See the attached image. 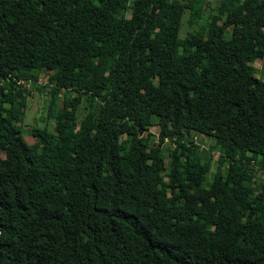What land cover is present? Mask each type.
<instances>
[{
	"label": "trees",
	"instance_id": "16d2710c",
	"mask_svg": "<svg viewBox=\"0 0 264 264\" xmlns=\"http://www.w3.org/2000/svg\"><path fill=\"white\" fill-rule=\"evenodd\" d=\"M206 2L0 0V264H264V0Z\"/></svg>",
	"mask_w": 264,
	"mask_h": 264
},
{
	"label": "rangeland",
	"instance_id": "374dc122",
	"mask_svg": "<svg viewBox=\"0 0 264 264\" xmlns=\"http://www.w3.org/2000/svg\"><path fill=\"white\" fill-rule=\"evenodd\" d=\"M217 2V0H207V2L202 5L201 10H200V15L202 18H204L207 15V11L210 7H214V3ZM167 6H170V3L166 4ZM185 18H186V11L183 12L182 18H181V28L179 29L178 32V36H183L184 35V31H185ZM255 62H258V58H255ZM40 83V80L35 83V85L30 86L31 88V94L29 96L26 97V109L24 110L23 113V122H24V136L26 138L27 141L32 142L35 138H38L39 135L36 132L30 131L29 132V128L32 125H37V126H43L44 125V121L42 120V117L39 119V117L41 115L45 116L44 112H45V105L47 103V98H48V94L46 92L45 89H42L40 91H38L36 89L37 85ZM70 94H73V92H70ZM47 116V115H46ZM47 118L49 119V117L47 116ZM47 119V120H48ZM51 120V119H50ZM49 121V120H48ZM52 120L50 122L47 123V126L50 128L52 125ZM148 128L150 131H152L153 133H155L157 131V122H150L148 124ZM206 138H210V136L205 135ZM156 137L154 136L152 138V141H155ZM167 147L168 148H172L173 147V142L171 141H167ZM211 153L213 155V157H216L217 153H218V149L217 147H213L211 149ZM168 159V157H166ZM166 159V161H167ZM261 165V163H260ZM260 165H254V174H253V179L254 181L257 183H259L261 181V179L264 177L262 171H261V166ZM213 165H210V169L208 171L209 172L212 170Z\"/></svg>",
	"mask_w": 264,
	"mask_h": 264
},
{
	"label": "crops",
	"instance_id": "0c3cea01",
	"mask_svg": "<svg viewBox=\"0 0 264 264\" xmlns=\"http://www.w3.org/2000/svg\"><path fill=\"white\" fill-rule=\"evenodd\" d=\"M253 64L256 68V74L260 77L264 76V54L262 57L258 58V62H255L254 59Z\"/></svg>",
	"mask_w": 264,
	"mask_h": 264
}]
</instances>
